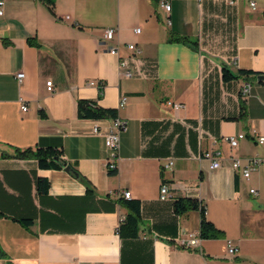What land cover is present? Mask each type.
<instances>
[{
    "label": "crops",
    "instance_id": "0c3cea01",
    "mask_svg": "<svg viewBox=\"0 0 264 264\" xmlns=\"http://www.w3.org/2000/svg\"><path fill=\"white\" fill-rule=\"evenodd\" d=\"M161 1L54 0L50 11L41 0H4L0 264H264V163L247 179L231 166L232 158L264 159L256 140L264 135V81L257 79L264 74V11L243 0H165L166 11ZM107 27L117 29L111 41L103 38ZM116 42L119 56L108 52ZM119 57L135 76L119 74ZM224 67L233 79H223ZM79 99L115 109L126 124L113 173L104 144L113 118L78 117ZM238 133L245 137L231 148L225 137ZM37 146L60 149L90 187L64 168L14 156L15 148ZM163 183L168 200L159 198ZM123 190L139 201L135 237L118 233L128 213ZM179 197L203 204L221 234L201 238L195 249L176 246L182 232L200 228L198 208L174 212ZM228 240L238 248L234 255Z\"/></svg>",
    "mask_w": 264,
    "mask_h": 264
},
{
    "label": "built area",
    "instance_id": "2783aa9c",
    "mask_svg": "<svg viewBox=\"0 0 264 264\" xmlns=\"http://www.w3.org/2000/svg\"><path fill=\"white\" fill-rule=\"evenodd\" d=\"M224 1L228 5H235L239 1H242V0H224ZM243 1L246 2L248 8L252 11H256L260 9H263L264 11V0H243ZM3 4H4V0H0V15H2L3 13ZM261 4H263V6ZM160 5L166 11L170 10V4L167 1L162 0L160 2ZM68 18L69 16H64V19H68ZM139 31L140 29L138 27L134 29L135 33H138ZM116 33H117L116 28L107 27L103 29L102 34H103L104 40L111 41L115 38ZM125 46L127 47V49L134 52V54L139 51V48H137V46L133 43H127L125 44ZM119 47H120L119 42H116L114 45H110L108 47V52L113 55L119 56ZM227 63L228 64L236 63V60L232 59L231 62H227ZM118 69H119V74L121 76H124L126 78H131L135 76V71L130 66L129 60L127 58L119 57ZM16 78L18 82L20 83L24 78V73L18 72L16 74ZM90 83H94V82H90ZM46 85H47V89L50 91L51 81H47ZM249 88H250L249 84L244 83L241 87V93L246 94L249 91ZM126 100H127V97L122 96L119 100L118 107H122L126 103ZM168 104H171L176 109L181 108L183 106L181 103H177V102H174V103L168 102ZM21 109L22 111H25L27 109L26 105H24L23 102L21 104ZM125 129H126L125 122L122 119H120L118 116H116L115 118H113L112 127L105 132L104 144L107 149L105 168L108 172H115L118 167L120 132ZM93 131L99 132V129L95 127ZM244 137H245L244 133H238L236 135L226 136L225 141L229 144L231 148H236L239 140ZM256 140L258 143L264 144V135H257ZM204 156L208 159H212L211 154L208 152L204 153ZM263 163H264V159L259 158V157H252L250 159H247L244 162H242L241 159L239 158H232L231 166L234 170L239 171L242 174V176L247 179L250 176V172ZM172 164H173V161L169 159L164 167L170 168ZM219 165L220 164L216 159H212V162L210 165L212 168H216ZM250 192L253 193L255 192V190L251 188ZM120 195L123 198H130V192L127 190L121 191ZM170 197H171V193H170L169 186L165 183L161 184L159 188V198L161 200H168ZM200 240H201V237H200L199 231L198 232H182L181 235L176 239L175 245L178 247L195 249V248L200 247ZM237 251H238L237 246L231 240H228L227 241L228 254L234 255L237 253Z\"/></svg>",
    "mask_w": 264,
    "mask_h": 264
},
{
    "label": "trees",
    "instance_id": "16d2710c",
    "mask_svg": "<svg viewBox=\"0 0 264 264\" xmlns=\"http://www.w3.org/2000/svg\"><path fill=\"white\" fill-rule=\"evenodd\" d=\"M43 3L46 4L48 9L52 11L54 0H41ZM170 40L180 41V42H190L187 37L184 36H172ZM239 74H254L250 70H239ZM257 75V74H256ZM222 77L224 80L233 79L235 76L227 69L226 67L223 68ZM77 116L80 118H115L117 116V111L111 108H102L98 107L95 102L90 100L79 99L77 101ZM14 156L15 157H29L35 158L38 162V166L41 168H56L60 169L63 168V153L60 149L53 148V147H42L37 146L35 148H25V149H14ZM73 172H77V170L72 167ZM73 172H70L73 174ZM113 173V172H110ZM74 175V174H73ZM78 178L82 179L86 185L90 187L88 181L82 178L78 174ZM43 180H38V186L41 187ZM124 204L128 208V213L124 217V219L120 222L118 227V233L120 236L125 237H135L138 231V220L140 215V205L138 200L128 199L125 198ZM195 207L198 208L200 211V228L199 234L201 238H212L218 237L221 234V231L217 229L211 221H209L205 217V208L204 205L201 204L195 198H186V197H179L173 201V210L175 213L181 214L187 211L188 209ZM27 223V221H24Z\"/></svg>",
    "mask_w": 264,
    "mask_h": 264
},
{
    "label": "water",
    "instance_id": "95a60500",
    "mask_svg": "<svg viewBox=\"0 0 264 264\" xmlns=\"http://www.w3.org/2000/svg\"><path fill=\"white\" fill-rule=\"evenodd\" d=\"M257 79H258V80H261V81H264V74H259V75L257 76ZM62 163H63V168H64L66 171H68V172H73V171H72V167H71L70 165L66 164V161H63ZM73 174H74L75 177H78V174H77L76 172H73Z\"/></svg>",
    "mask_w": 264,
    "mask_h": 264
}]
</instances>
